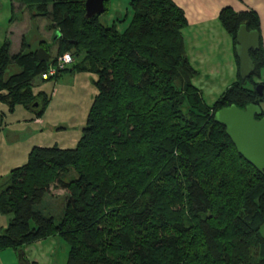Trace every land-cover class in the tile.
I'll list each match as a JSON object with an SVG mask.
<instances>
[{
  "label": "trees",
  "instance_id": "1",
  "mask_svg": "<svg viewBox=\"0 0 264 264\" xmlns=\"http://www.w3.org/2000/svg\"><path fill=\"white\" fill-rule=\"evenodd\" d=\"M17 1L45 17L58 37L52 57L38 45L46 62L23 37L12 55L3 40L0 104L7 113L20 106L39 119L49 96L32 94L34 80L61 73L93 74L95 95L73 148L33 146L8 172L0 215L10 218L0 251L16 252L21 262L23 247L56 237L67 247L64 264H264V175L212 121L220 108L264 102L259 38L248 53L250 76L241 81L236 73L207 106L190 82L197 72L184 50L186 21L170 0H130L120 33L99 16L84 19V0ZM217 21L233 47L239 25L258 34L252 10L225 7ZM64 53L72 62L41 80ZM8 68L15 71L5 77ZM51 186L65 192L56 218L35 210Z\"/></svg>",
  "mask_w": 264,
  "mask_h": 264
},
{
  "label": "rangeland",
  "instance_id": "2",
  "mask_svg": "<svg viewBox=\"0 0 264 264\" xmlns=\"http://www.w3.org/2000/svg\"><path fill=\"white\" fill-rule=\"evenodd\" d=\"M17 5L20 6L17 0H0V45L4 39L9 40L11 43L10 54H16L22 37L28 43L29 51L41 49L38 45L41 46L40 42L46 41L45 45L48 46V53L52 57L55 52V46L51 45L52 32L46 28L48 20L43 16H32L35 14L34 11H29L27 8L22 9ZM98 21L103 25L105 14H100ZM119 25H123V23ZM119 29L121 30L122 28ZM193 53L194 51L189 52L191 58H193ZM212 57L215 59L214 56ZM219 57L223 58V54ZM225 62V59L220 60L218 62L219 67L216 66L215 68L217 69L210 72H204V69L196 71L197 76L193 77L190 81L200 91L201 99L207 106H211L230 83L236 79L234 74L229 73L228 70L223 68ZM14 71L15 69L8 68L4 76L7 77L14 73ZM93 77L95 78L90 73H82L78 74V76L61 73L56 79H49L45 82H41L38 79L34 80V83H39V87H41L44 94L49 96V101L42 116L39 118L42 119L43 123L39 127L42 129L39 135L40 140L34 142L40 143L38 141H41L44 145L49 144L47 147H59L61 146L59 141L63 140L64 146L62 147L65 149L73 148L69 146V139L72 136L76 137L77 134L79 137L81 125L83 127L88 106L95 92L92 86ZM51 93L52 96H50ZM2 106L5 108L3 114L6 118L0 117V145L9 144L13 142H9V140L16 137L21 141L24 139L29 140L31 134L29 123H23L25 129L18 131L15 129V124L10 125L11 117L8 116L14 110L12 113H7L6 107ZM259 107L262 113H264V104L261 103ZM19 110H21V107L18 108L15 114L13 113L12 119H19L21 117V111ZM26 113L33 118L31 113L27 111ZM50 125L61 127L56 128V130H49V128H52ZM62 127L67 128L66 131L63 132ZM67 141L69 142L67 143ZM54 143L56 145H53ZM2 158L4 159L3 153ZM5 167V162L1 160L0 169H5ZM6 171L0 172V190L6 184V178L10 169ZM64 196V191L51 186L48 195L43 198L40 205L35 207V210L45 216L48 215L56 218L61 209ZM9 218V216L0 215V219L5 220L6 224ZM259 234L264 237V224L260 227ZM66 251L67 247L64 242L59 238L51 237L23 247L21 249V262L16 252L12 250L0 251V264H64Z\"/></svg>",
  "mask_w": 264,
  "mask_h": 264
},
{
  "label": "crops",
  "instance_id": "3",
  "mask_svg": "<svg viewBox=\"0 0 264 264\" xmlns=\"http://www.w3.org/2000/svg\"><path fill=\"white\" fill-rule=\"evenodd\" d=\"M129 1L130 0H107L106 11L103 13L105 14V21L103 25L105 26L113 25L117 32L119 33L122 32L127 26L131 16L128 7ZM170 1L182 11L184 19L186 21V26L181 30V35H182L186 57L188 59L189 64L195 71L204 69L203 70L204 72H210L216 70L217 68L215 67L216 66L219 67L218 62L220 60L225 59L226 62L224 63L223 68L225 70H228L229 73L234 74V76L236 77L237 62L234 56L232 41L230 37L220 27L217 21L218 12L225 7L230 8L234 12H241L246 10H252L255 12L258 18V38L260 40L263 59H264V0H170ZM19 7L24 9L22 5H20ZM120 23H123V25H119ZM119 28L122 29L120 30ZM42 42H44L45 44L47 43L46 41H42ZM10 48L11 45L9 46V54H10ZM192 51H194L193 58H191L189 55V52L191 53ZM221 54H223L224 59L219 57ZM212 56H214L215 59H213ZM78 74H82V73H76L73 75L78 76ZM260 78L262 80L264 79V67L260 72ZM93 80H95L94 77L92 78V81ZM31 91L32 94H35L37 92H43L41 90V87H39V83H34ZM94 95L95 92L93 93V96ZM50 96H52V93ZM262 104H264V102ZM2 105L3 104H0V107H2L0 108V117L6 118L4 117L3 114L5 108ZM18 108L20 107L17 106L14 108L13 111L14 114L16 113ZM19 111H21L20 114L21 117L19 119L17 118L12 119V116L14 115L13 113L8 114V116L11 117L10 125L15 124L16 126L15 129H17L18 131H22L25 129L23 123H29V125L31 126L30 128L31 134L29 136V140L24 139L21 141L19 138L16 137L9 140V142L10 141L13 142H10L9 144L0 145L1 147L0 163L1 160H3L6 164L5 169H0V172L5 170L8 171L9 169L11 170L13 168L19 167L22 164H24L27 153L31 147L49 146V144L44 145L41 141H38L40 143L34 142L40 140L39 135L42 129H40L39 127L43 124L42 119H34L30 117V115L26 113V111H24L22 108ZM50 127L52 128H49V130H56V128H59L61 126L50 125ZM62 128H63L62 130L63 132L66 131L67 129L64 127ZM80 128H82V125ZM77 139H78V134L76 135V137L74 136L70 137L69 139L70 142L67 141V143L69 142L70 144L69 146L74 147ZM59 144L61 146L57 148L65 149L64 147H62L64 146L63 140H60ZM53 145H56V143H54ZM2 153L4 154V159L2 158ZM5 225H6L5 220L0 219V229L4 228Z\"/></svg>",
  "mask_w": 264,
  "mask_h": 264
},
{
  "label": "water",
  "instance_id": "4",
  "mask_svg": "<svg viewBox=\"0 0 264 264\" xmlns=\"http://www.w3.org/2000/svg\"><path fill=\"white\" fill-rule=\"evenodd\" d=\"M104 0H84L83 18L90 19L103 13ZM58 37L52 33L51 42ZM258 46V34L247 31L239 25L235 32L233 51L237 59V73L241 81L247 79L254 67L249 59V51ZM39 62H46L48 55L39 49L35 53ZM257 96L262 94V86L254 87ZM258 118V119H256ZM213 123L224 129L225 136L230 140L236 153L257 172L264 175V114L258 105L248 104L243 109L234 105L223 107L213 113Z\"/></svg>",
  "mask_w": 264,
  "mask_h": 264
},
{
  "label": "built area",
  "instance_id": "5",
  "mask_svg": "<svg viewBox=\"0 0 264 264\" xmlns=\"http://www.w3.org/2000/svg\"><path fill=\"white\" fill-rule=\"evenodd\" d=\"M71 62L72 60L68 53L62 54L56 58L54 65L48 67L43 73L40 74V79L46 80L47 78L54 76L57 71L62 70Z\"/></svg>",
  "mask_w": 264,
  "mask_h": 264
}]
</instances>
